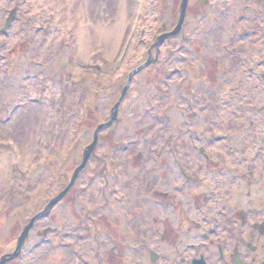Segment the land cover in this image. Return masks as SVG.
<instances>
[{
    "label": "rangeland",
    "instance_id": "1",
    "mask_svg": "<svg viewBox=\"0 0 264 264\" xmlns=\"http://www.w3.org/2000/svg\"><path fill=\"white\" fill-rule=\"evenodd\" d=\"M120 1L0 0V159L10 158L0 180V259L15 250L30 219L69 184L72 167L93 140L90 126L109 120L162 24H178L182 0H127L114 49L107 53L92 38L89 53L77 58L88 20L96 29L114 25ZM243 3L252 6L240 11ZM155 65L153 81L152 70L134 75L119 120L101 135L73 197L64 198L48 219H39L20 262L8 264H89L85 261L99 252L110 264L114 246V264H174L167 241L178 242L182 226L180 217L175 220V193L193 202L195 219L206 228L214 225L216 235L226 239L206 241L191 252L214 257L218 246L238 248L233 238L239 214L250 211L251 198L264 202V0H189L182 32L161 45ZM198 65L209 83L198 80ZM86 103L97 107L89 127L81 122ZM202 147L211 161L204 159ZM248 164L256 167L258 181L248 185L250 197L237 198ZM182 166L193 171L191 179ZM223 166L230 177L217 173ZM229 167H238L240 174ZM207 192L210 200L204 203ZM254 215L263 219L264 209ZM94 224L107 229L118 224L114 241L106 234L93 242ZM45 229H50L46 235ZM201 230L191 231L200 235ZM244 235L247 241L257 238L251 226ZM163 236L166 242L160 241ZM123 237L129 244L122 246ZM60 239L63 250L56 248ZM242 243L239 248L248 256ZM151 250L162 254L159 260L151 261Z\"/></svg>",
    "mask_w": 264,
    "mask_h": 264
},
{
    "label": "bare ground",
    "instance_id": "2",
    "mask_svg": "<svg viewBox=\"0 0 264 264\" xmlns=\"http://www.w3.org/2000/svg\"><path fill=\"white\" fill-rule=\"evenodd\" d=\"M127 6H128L127 0H121L120 1V8H119V16H118L117 22L115 21L113 23L114 25H106V28H104V29L101 28L100 25H98V28L96 29L97 26H95V25L93 26L91 24V20H88L90 23V26L86 29L83 28L82 29L84 31V33H82L83 35L82 34H80L82 36L79 35L81 37L80 38L81 41L78 44V46H76L77 58H79L81 60L84 57V55H87L89 53L88 50L92 46V38H95L96 40L98 39L97 41L100 43V45L107 49V53H109V51H112V49H114V47H115L114 45L118 44L117 41L123 32L124 26H122L123 20H121V17L122 16L125 17V13L127 12ZM105 20H106V16L104 15V21ZM104 21L103 22L97 21V22H98V24L99 23L102 24V23H104ZM125 22H124V24H125ZM262 27H263V24H262ZM92 30H93V35L89 33ZM99 33H101V35L98 38ZM28 143H30V142H28ZM9 159H10L9 157H4V158L0 159V180L2 179V173H4L3 169H5L7 167ZM1 185H2V183H1Z\"/></svg>",
    "mask_w": 264,
    "mask_h": 264
},
{
    "label": "water",
    "instance_id": "3",
    "mask_svg": "<svg viewBox=\"0 0 264 264\" xmlns=\"http://www.w3.org/2000/svg\"><path fill=\"white\" fill-rule=\"evenodd\" d=\"M188 2H189V0H183V2H182V4H181V15H180V21H179V25H178V27L176 28V30H175L174 32L168 34V35H163V36L159 37V38H158V41H157V43H156V45L159 44V43H160L165 37L175 35V34H177V33L179 32V30H180V28H181V26H182V24H183V21H184L185 15H186L187 7H188ZM9 21H10V19H9ZM147 64H148V63H147ZM133 74H134V73H133ZM133 74H132V75H133ZM132 75H131V76H132ZM127 89H128V86L125 87V90H124V92H123V96L121 97V99L119 100V102L115 105V107H114V109H113V113H112L111 120H110L109 122L105 123V124H101V125H99L98 128L96 129V131H95V138H94V141H93V143H92V144H91V145L85 150V152H84V157H83V162H82L81 165L76 169V171H75V173H74V176H73L72 183L74 182V180H75L76 177L78 176V173H79V172H80V171L86 166V164H87V162H88V160H89V158H90L92 152L94 151L95 146H96L97 143H98V135H99L100 131H101L104 127L111 125V124L113 123V121L117 118V116H118V109H119L120 103H121V101H122V99H123V97H124V95H125ZM67 190H68V189H67ZM67 190H65L64 192H62V193H61L59 196H57L55 199H53V200L49 203V205L47 206V208L45 209V211L42 212V214H43V215L47 214V213L50 211V209H51L55 204H57V203L63 198V196L67 193ZM35 219H36V217L33 218V219L31 220L30 224L24 229L22 235H21L20 238H19V242H18L17 250H16L13 254L10 255L11 258L17 256L18 253L20 252V249H21V247H22V245H23V243H24V241H25V238L28 236V232H29L30 228L32 227L33 223L35 222ZM5 260H7L6 257H4V260H3L0 264H4V263H5V262H4Z\"/></svg>",
    "mask_w": 264,
    "mask_h": 264
},
{
    "label": "flooded vegetation",
    "instance_id": "4",
    "mask_svg": "<svg viewBox=\"0 0 264 264\" xmlns=\"http://www.w3.org/2000/svg\"><path fill=\"white\" fill-rule=\"evenodd\" d=\"M242 179L247 180L246 173H244L243 177L239 179L240 180V186H241ZM244 216L246 217V220L248 221L249 219H248L247 215H244ZM254 220H256V219H254ZM233 222H236V221H233ZM259 222H260V224L255 229L256 234H257V238L254 239V241H255L254 248L249 247V245H248L250 254L248 256H245L244 258L241 254V258L243 260H245L246 263H241V262L235 263V258H236L235 252H236V250H233V251L227 250L226 251V259L222 260L221 264H264V239H263L264 238V218L262 220H259ZM177 238L179 241L180 235L178 232H177ZM189 240L193 241V242L195 241V239L193 237H191V234L189 236ZM201 240H203V237H201ZM251 240H253V239H251ZM194 246L195 245L192 244V246H189L187 248V250H189L190 248H194ZM187 250L184 251L185 254L188 252ZM201 257H203L206 260V262L209 264L218 262L217 254H215L214 257H213V254L210 255L209 257H207L206 255H203ZM194 259H195V257L183 258L182 264H194Z\"/></svg>",
    "mask_w": 264,
    "mask_h": 264
},
{
    "label": "trees",
    "instance_id": "5",
    "mask_svg": "<svg viewBox=\"0 0 264 264\" xmlns=\"http://www.w3.org/2000/svg\"><path fill=\"white\" fill-rule=\"evenodd\" d=\"M20 47V46H19ZM23 49V46L21 47V50ZM12 54H14L15 55V53L13 52Z\"/></svg>",
    "mask_w": 264,
    "mask_h": 264
}]
</instances>
